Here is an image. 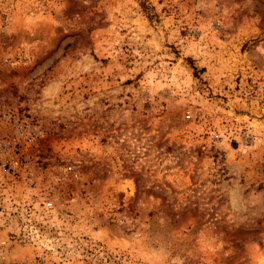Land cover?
I'll return each mask as SVG.
<instances>
[{"label": "rangeland", "instance_id": "374dc122", "mask_svg": "<svg viewBox=\"0 0 264 264\" xmlns=\"http://www.w3.org/2000/svg\"><path fill=\"white\" fill-rule=\"evenodd\" d=\"M0 264H264V0H0Z\"/></svg>", "mask_w": 264, "mask_h": 264}, {"label": "built area", "instance_id": "2783aa9c", "mask_svg": "<svg viewBox=\"0 0 264 264\" xmlns=\"http://www.w3.org/2000/svg\"><path fill=\"white\" fill-rule=\"evenodd\" d=\"M186 118H189L188 114L186 115ZM43 207H44V209H49L51 207V203L50 202L43 203Z\"/></svg>", "mask_w": 264, "mask_h": 264}]
</instances>
